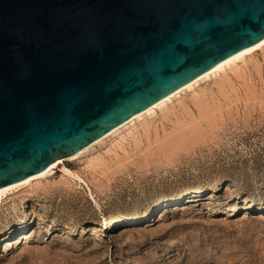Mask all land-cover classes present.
Wrapping results in <instances>:
<instances>
[{
	"label": "rangeland",
	"instance_id": "obj_1",
	"mask_svg": "<svg viewBox=\"0 0 264 264\" xmlns=\"http://www.w3.org/2000/svg\"><path fill=\"white\" fill-rule=\"evenodd\" d=\"M260 51L223 77L227 91L222 78L202 81L155 113L147 133L123 127L4 197L0 264H264ZM203 94L216 99L212 113L185 120L192 141L167 145L173 119L186 105L198 113Z\"/></svg>",
	"mask_w": 264,
	"mask_h": 264
},
{
	"label": "water",
	"instance_id": "obj_2",
	"mask_svg": "<svg viewBox=\"0 0 264 264\" xmlns=\"http://www.w3.org/2000/svg\"><path fill=\"white\" fill-rule=\"evenodd\" d=\"M264 38V0H0V187Z\"/></svg>",
	"mask_w": 264,
	"mask_h": 264
},
{
	"label": "bare ground",
	"instance_id": "obj_3",
	"mask_svg": "<svg viewBox=\"0 0 264 264\" xmlns=\"http://www.w3.org/2000/svg\"><path fill=\"white\" fill-rule=\"evenodd\" d=\"M257 49H261L262 53H264V38L261 39L260 41H258L257 43H255V44H253L251 46H248V47H246V48H244V49H242V50H240V51H238V52H236V53H234V54H232L230 56H227L226 58H223L222 60L216 62L213 65H211L210 67H208L207 69H205L204 71H202L201 73H199L198 75H196L195 77H193L192 79H190L189 81H187L186 83H184L183 85H181L180 87H178L176 90H174L173 92L169 93L167 96H165V97L161 98L160 100L156 101L155 103H153L152 105H150L149 107H147L145 110L136 113L134 116H132L131 118H129L125 122H123V123H121V124L113 127L112 129H110L109 131H107L106 133H104L101 137L97 138L96 140H94L93 142L89 143L88 145H86V146H84L82 148H79L78 150H75L73 152L66 153V154H63V155L57 157L56 158V162L53 163L51 166H49L46 170H44V171H42L40 173H37V174L31 175V176H28V177H25L23 179H20V180H17V181H13V182H10V183H7V184L1 186L0 187V202L8 194L13 193L14 191L19 190L20 188H23V187H25V186H27L29 184L31 185V181L32 180L34 181V180H38L39 178H42V177L44 178V176H46L47 174H49L60 162H63L64 159H72V158L78 157L83 152L87 151L90 147H92L94 144H96V143L100 142L101 140L105 139V137L110 136L113 133L120 132L119 130L123 129V127L125 128L126 126H128L129 133H130V132L133 131L134 128H137V125L141 124V126L144 127L143 130L147 133L148 132V129L147 128H148V125H149V121L153 119L152 116H154L155 113H159V111H160L161 115H165V114H162V112H164L167 109L171 108L172 104H174V103L170 104V102H173L174 100L179 101L180 99L184 98L189 91L192 92V93L197 92L199 90V86L198 85L202 81H205V80H208V79H213L214 81L215 80L219 81V79L222 78L221 81H222V84H223L222 86L223 87H221V86L220 87L223 88V89H225V91H227V89L225 87L228 86V85H231L232 86L233 85L232 84L233 82L231 80L230 81L231 84H229L227 82L228 84L225 85L226 83H223V81H224L223 80V77H227L229 75V72L230 71H234V75H235L236 72H239V67L242 66L243 63L245 64V62L247 61V59L249 60V58H253V57L256 56L255 51ZM237 69H238V71H236ZM259 69H257V70H259ZM244 73H245V71H244ZM241 74H243V73H241ZM228 80H230V79L228 78ZM228 80L226 79V81H228ZM231 86H229V88ZM218 89L220 90V88H218ZM220 93H222V92H220ZM210 95H212V93ZM196 96H195L196 98L194 97V99H195L194 100V103H195V105L197 107L196 109H197L198 113L197 112L195 113L194 111L189 110L190 108H188V106L186 105V108L185 109L188 110V111H186V110L185 111L187 112V115H185L183 119H181L179 116L178 117L176 116L175 119H173V122H174V129L173 130L176 129L175 131H179V132L173 131L174 133L173 132L171 133V134H173L172 137H171V134L167 130L165 132L166 134L169 133V135H170V138H168V140L166 142L167 145L168 144L174 145L175 143H178V142L181 143L186 138H187V140H185V141H188V139H190V138H188V134L189 135L190 134H192V135L195 134V131H196V128L195 127L191 128L190 131H186L184 129L183 130L180 129L181 127H184V125H185V127H187V125H186L187 123H186L185 120L188 117H191V118H194L195 119L198 116L196 114H199V116H202V117L203 116L206 117V116H208L210 114V112H211L210 110H213V109H210V106L212 105V103H215L214 100H216V99L213 98V102L210 105V101L208 100V97H206L204 94L203 95H196ZM210 100L212 101V97H211ZM214 106H212V107H214ZM166 117H167V115H166ZM196 119L198 120V118H196ZM200 119H201V117H200ZM206 120H208V119H206ZM199 122H200V120H199ZM188 123H191V122L189 121ZM121 131H124V129L121 130ZM192 135H191V138H192ZM134 136H135L134 138H136L137 135L134 134ZM190 141H192V140L190 139ZM63 168H64V171L67 172V173H69L70 175H73L75 177H79L80 178V175L77 172H75V171L67 168L66 166H63ZM201 190L202 189H200L199 191H201ZM27 233L28 232L23 233L22 236L27 237Z\"/></svg>",
	"mask_w": 264,
	"mask_h": 264
}]
</instances>
